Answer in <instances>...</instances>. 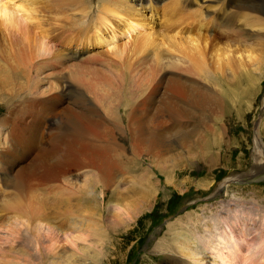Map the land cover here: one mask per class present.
Here are the masks:
<instances>
[{"label":"rangeland","instance_id":"1","mask_svg":"<svg viewBox=\"0 0 264 264\" xmlns=\"http://www.w3.org/2000/svg\"><path fill=\"white\" fill-rule=\"evenodd\" d=\"M148 1L126 3L166 35L174 4ZM79 4L40 0V19L61 31L48 34L57 64L29 57V40L17 41L10 59L0 55V264H163L162 247L170 257L169 248H189L190 264H222L204 258L222 247L217 238L230 237L242 248L238 263L227 261L264 264V251L242 263L264 233V29L239 36L240 25L184 2L179 13H202L185 24H199L193 38L206 42L200 53L164 51L175 66L154 72L150 50L120 63L112 46L94 44L99 21L88 44L73 39L66 28L93 19L100 0ZM225 219L235 221L226 227ZM31 236L34 246L24 241Z\"/></svg>","mask_w":264,"mask_h":264},{"label":"bare ground","instance_id":"2","mask_svg":"<svg viewBox=\"0 0 264 264\" xmlns=\"http://www.w3.org/2000/svg\"><path fill=\"white\" fill-rule=\"evenodd\" d=\"M11 1L12 0H9V2H8V8H9L11 15L7 18L0 15V27H2V29H3L2 32L0 31V38H4L3 41L5 42V43L0 42L1 58L10 59L11 56L17 55L20 52V45H21L17 41L23 40L24 42H22V43L24 45L25 42L29 40V44L33 43V50L31 51V53L30 54L28 53V51L30 49L26 52V53H28L29 57H33V58L38 57L39 59L45 57V59H46V62L44 63L45 65L46 64H53L54 62H55L54 64H57V62L61 56H60V53L58 51L57 52L51 51L52 48L50 49V46L48 45V40H49L48 34H51V31H53V30H54V32L55 31L58 32L59 30L57 31L56 25L50 24L51 23L50 21H49L50 22L49 23L47 20H45L46 18L40 19L41 16L39 17V13L42 10V7L40 5V0H18L19 4L17 3L15 5L11 4L12 3ZM53 1H55V0H53ZM81 1H83V0H71V2L74 3L75 5L81 3ZM128 1H133V2H136L138 4H140V2H141V0H128ZM128 1H126V0H100V4H97L98 6H95L96 7V10H95L96 16L94 15L93 19H91L89 21L90 18L86 19L87 14L82 15V20L80 23H78L77 25H75V22L71 23L70 26L67 27L65 31H68V33H71L73 36V39H76V40L81 39V42H82V40H84V39L87 40V39H90V37H93V36H89L87 34V31L92 24L94 26H96L97 21H99L98 26H96V28H97V30H95L96 32H93V33H95L94 37L96 38V40H94L95 42L93 41L94 44H97V45L102 44L106 47L112 46L108 49L111 51L112 54L117 56V60H119L120 63L124 62L128 59H131L133 56H136L138 54H143V53L148 52L150 50V53L154 56V59L153 60L151 59L152 64H153L152 65L153 71L157 72L159 70H161V71L168 70V66H170L172 68L175 66V62L174 63L169 62L174 66L166 64L165 59L168 56L167 57L165 55L163 56L164 51H166L167 55H169V54L174 55L175 54V55H178L180 57L182 55H184L185 51H187V50L189 52L196 50L197 53H200L198 42H204V43L206 42V38H204L200 35L196 36L198 38H193L195 35L194 36L192 35L193 34L192 30L195 31V30L199 29V24H198V27H196V29L193 26H187L185 24V21H187V23H188V20H189V22H191V24H193L194 21L197 19V17L199 19L202 17L201 16L202 13H200L201 15L200 14H192V13L191 14L190 13H187V14L179 13V11L181 12V10H182V9L181 10L179 9L180 4H182L184 2L194 3V5L199 4L198 7H200V8H207V9L214 10L215 16H213V18L218 17L223 22H225V24L228 21L230 24L236 23V25L237 24L240 25L241 26L239 29L240 33H239V31L236 32L238 35L240 34L239 36H242L244 34H245V36H247V35L250 36L251 32L248 31V29H247L248 27L255 28V30H256V28H260V29L263 28L264 29V0H170V2L172 4H174V7H171L168 12H167L168 8H166V10H164L165 13L167 12L168 14H167V17L165 18L166 21L164 19L166 24H164V26L162 27V28H164L163 31H164V33H166V35H164V34L159 35L156 31H154V28L152 27V25H150L149 23L145 22L142 19H137V18H141V16H137L138 12L135 9H133L130 5H128V3H126ZM148 2L150 4L152 2V0H149ZM170 2L167 1V3H170ZM20 3H23V5H20ZM171 3H170V5H171ZM42 6H43V3H42ZM176 6H177V9L174 10V8ZM43 7H46V6H43ZM78 7H82L84 9V5H82V4L81 5L79 4ZM164 8L165 7H163L162 10ZM197 10H199V9H197ZM174 11L176 12V16H178V18H176L175 22L172 20V18L175 15ZM2 12H3V7H2V5H0V13H2ZM43 15H45V13H43ZM163 15L164 14H162V16ZM165 15H164V17H165ZM147 19H148V17H147ZM111 21H113V23L115 22L114 25ZM137 21H139V23ZM201 22H202V20H201ZM146 24H148V26ZM136 26H137L138 30H135ZM219 26H221V25H219ZM147 28H149V32L139 33V31H143ZM101 31L103 32V34L106 35V37H104L103 35L100 34ZM136 32H137V34H135ZM58 33H61V31ZM65 33H67V32H65ZM241 33H243V34L241 35ZM222 34L224 35V33H222ZM131 35H133L130 38L131 41H128V42L122 44L120 48L115 47L114 41L118 37L123 36V37L128 38ZM0 41H2V39ZM89 42H90V40H87L86 44H88ZM86 44L84 46H86ZM22 52H24V51H22ZM22 52H21V54H22ZM129 61H131V60H129ZM177 61L178 60H176V62ZM40 65L43 66L42 64H40ZM41 66H38V68ZM129 66H130V64H129ZM191 67L194 70L193 65H191ZM239 67H241V63L239 64ZM190 70L193 72V70L191 68H190ZM188 72H190V71H188ZM253 77H254V75H253ZM255 79H256V83H257L258 80H257V78H255ZM251 80H253V79H251V77H250L249 84L251 83ZM256 90H258V87H256ZM11 204L14 207V209L18 208V211L21 208L20 201L15 200ZM35 208L36 207H34L32 205H28L26 207V213L29 215L30 221L31 220L34 221V219H36V209ZM188 217L189 216L185 215V216L181 217L179 220L177 219V221L174 222L173 224L177 225L183 221H187ZM0 221H2V220L0 219ZM234 221H235V219L234 220L233 219H229V220L225 219L224 220L226 227H228V225ZM226 223H228V224H226ZM15 227H16V225H15ZM226 227H224L221 230L222 234L226 230L225 229ZM172 229L169 231H172ZM178 230H180L181 232L183 231V229H180V228ZM260 232H261V234L258 232L257 236H255L254 244L252 246L248 245L249 246L248 251L250 253L249 255L251 258H248V256H247L248 259L246 258L245 261H243L242 263H256V261H258V258H260L262 256V253L264 251V238H263L264 233L262 234V231H260ZM172 235L175 237V233H173ZM174 237L172 239H174ZM217 240H219V243L222 244V247L221 248L215 247L216 249L213 248V249H211V251L209 250L210 252L209 251L208 252L210 253V255H208V257L204 258V259H210L211 263H222V264L226 263V264H228L229 261L231 262L233 260L235 262H231V263H238V259H237L236 255L238 253H240L241 248H242L241 244L239 243V240H237L233 237H230L228 239L227 238H221V239L217 238ZM24 241L26 242V244H28V246L29 245L34 246V244L37 242V238L34 239V236L24 237ZM257 242H259V246L255 248L254 245L257 244ZM182 243L186 244L185 242H182ZM157 247H158V244H157ZM162 248H161V246L158 247L159 251L162 249L160 252L161 255L157 257V259H158V261H160V263H163V264H190V263H195V261H192V259H194V255L190 252L189 248L179 249L177 251L175 249L172 250L171 248H169L170 251L177 254L178 258L164 255V253H166L167 248L166 247L165 248L162 247ZM250 248L257 249V250H250ZM218 249L219 250L225 249V250H224V252L221 250H220V252H217ZM225 252L227 253L228 257L226 256V254H224ZM34 258H35V256L33 255V253H31L30 259L34 260ZM227 260H229V261H227Z\"/></svg>","mask_w":264,"mask_h":264},{"label":"clouds","instance_id":"3","mask_svg":"<svg viewBox=\"0 0 264 264\" xmlns=\"http://www.w3.org/2000/svg\"><path fill=\"white\" fill-rule=\"evenodd\" d=\"M8 2L9 0H0V5L3 7V12L0 13L3 17L7 18L11 15L9 8H8Z\"/></svg>","mask_w":264,"mask_h":264}]
</instances>
